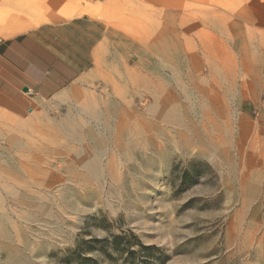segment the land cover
I'll return each mask as SVG.
<instances>
[{"label":"rangeland","instance_id":"1","mask_svg":"<svg viewBox=\"0 0 264 264\" xmlns=\"http://www.w3.org/2000/svg\"><path fill=\"white\" fill-rule=\"evenodd\" d=\"M60 2L62 18L106 23L109 53L27 118L0 113V264H264V0ZM179 125L217 151H170L156 178L130 169L116 141L163 151L157 134ZM71 129L105 143V182L126 178L129 207L67 209L88 184L63 171Z\"/></svg>","mask_w":264,"mask_h":264},{"label":"crops","instance_id":"2","mask_svg":"<svg viewBox=\"0 0 264 264\" xmlns=\"http://www.w3.org/2000/svg\"><path fill=\"white\" fill-rule=\"evenodd\" d=\"M60 0H0V113L25 119L91 75L110 29L86 14L62 18Z\"/></svg>","mask_w":264,"mask_h":264},{"label":"bare ground","instance_id":"3","mask_svg":"<svg viewBox=\"0 0 264 264\" xmlns=\"http://www.w3.org/2000/svg\"><path fill=\"white\" fill-rule=\"evenodd\" d=\"M170 102L171 101L167 99L161 103L164 110H160L161 113L159 117L161 121H168V123L173 124L176 119V110L172 106H169V109L167 108ZM156 106L159 107V105H155V107ZM166 108L168 110H166ZM179 127L180 130H178L176 136H169L168 134L165 135L164 132H159V134H157V137L160 138L161 142H163L162 147H165L163 151L160 150V142L157 141L158 139L155 140L151 137H144L141 147L133 141H129L126 144H123L122 141H116V144L120 146L121 155L131 162V170H136L138 168L142 169L148 177L152 178H156L159 173L160 166L166 165L165 158L168 154H170V151H175V149L179 148L181 152H189L192 150L193 146L196 147L197 144L200 145L199 152L201 155L206 156L208 153L217 151V148L215 147V149H212L211 147H204L201 136L196 131L190 135L186 125H179ZM119 130L120 129H117V132ZM65 133L75 142L74 147L71 149L72 152L77 155L78 162L76 163L75 171L73 170V166H69V169L66 170L65 168L63 171L65 174L70 172L71 178H75L76 183L77 181L88 183L86 185L78 184L76 185L78 189L76 186L74 187L75 189H72L73 192L69 195L70 197H73V199H69V201L66 202L68 203L66 204L67 209L73 210L75 207L79 206V204L103 206V208H111L117 204L129 207V202L125 199L127 198V195L130 194V188L126 178H123L120 174H116L113 169V172L109 171V173H107L110 178V183L107 184L105 182L107 176L101 166V158H103L106 154L105 143L101 139L97 138L91 130L87 129L86 136L92 138L94 143V151L91 152L88 147L84 148L80 145L83 141V136L80 131L77 129H71L66 130ZM75 146H79V148L75 149ZM211 150L213 151L211 152ZM91 180L95 181V184L91 183Z\"/></svg>","mask_w":264,"mask_h":264}]
</instances>
